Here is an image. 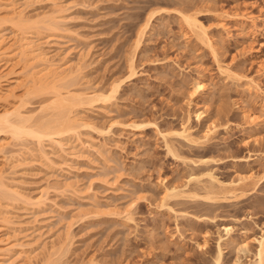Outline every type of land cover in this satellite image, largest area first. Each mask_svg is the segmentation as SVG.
Returning <instances> with one entry per match:
<instances>
[{
	"label": "rangeland",
	"instance_id": "obj_1",
	"mask_svg": "<svg viewBox=\"0 0 264 264\" xmlns=\"http://www.w3.org/2000/svg\"><path fill=\"white\" fill-rule=\"evenodd\" d=\"M7 2L0 15L8 18L1 30L9 45L23 35L33 40L77 71L82 90L108 95L121 83L110 101L77 110L92 125L82 143L62 140L77 151L74 144L63 152L48 141L45 150L33 138H0L15 144L6 156H17L9 163L0 155L6 184L20 193L0 189V246L13 245V260L28 264L19 257L28 251L31 264H215L222 236L220 264H254L264 179L243 188L239 182L252 173L264 178V122L244 117L264 121V0H11L34 28L24 31ZM191 13L208 36L195 35L180 15ZM149 15L152 28L137 50ZM19 61L13 72L23 71ZM68 82L60 84L64 94L72 90ZM25 84L14 85L16 100H0V114L25 105L22 111L42 122L55 111L54 94L31 93ZM137 124L145 127L133 129ZM184 130L190 139L176 134Z\"/></svg>",
	"mask_w": 264,
	"mask_h": 264
},
{
	"label": "bare ground",
	"instance_id": "obj_2",
	"mask_svg": "<svg viewBox=\"0 0 264 264\" xmlns=\"http://www.w3.org/2000/svg\"><path fill=\"white\" fill-rule=\"evenodd\" d=\"M9 1H11V0H0V6H2V7L5 6V2L8 3L7 4L8 6H9V3L12 4L10 9H12V15L15 16V18L12 20V22L14 23L15 19L17 20L18 23H17L16 28L19 30H23V31L26 27L32 28V26L27 25L28 21L25 19L26 18V16L24 15L25 11L24 12H23V10L22 11H19V10L16 11L17 7H15V5H16L15 2L13 3V2H9ZM262 13L264 16V10L262 11ZM191 14H194V15H190V14H187L188 16L186 14H185L186 16L183 14H180V15H182L184 17L183 20H185V22L188 24L189 29H192L194 31V33L198 32V34L195 33V35L198 36L201 33V35L203 34L205 36H208V35H206L207 34V32L205 30L206 28L201 23V21H199L197 19V17H196L197 15H195V13H191ZM1 16L2 15H0V100L1 101L3 100V102L7 103V101L11 100V98H14L15 96H17V95H15L16 90L13 87H14V85L22 84L23 82L26 83L25 85H27V84L29 85L30 89H28V90H30L31 93L32 92L44 93L46 91H50L52 94V92H53L54 95L53 94L52 95L54 96V98H53L52 105H53V103L55 104L54 113H56V114L53 113V114H51L52 116L50 115V117L52 118V120H56V121H49V119L51 120V118L48 117L46 114V116L49 119L46 116H44L43 119H45V120H43V121L45 122V124L41 125V123H44L43 121L41 122L42 119L39 120V118L41 116L39 118H37L38 120L36 121V119H35L36 116H34V114L32 115V114H29L28 112H24V111H28L26 109L24 111H22V108L24 109L25 105L23 107L22 106H20V107L14 106V109L12 111L8 110L7 108H4L5 109L4 112L0 114V138H2L3 136L9 135L13 139L11 141H13V142L15 141L17 143L20 140H22L23 137H24V139H25V137H27V139L33 138V139L37 140V142L39 143V145H41L42 148H43V145L48 141V143L49 142L52 143V145H55L56 147L60 148L59 150H62L63 152L66 150L65 148L68 149V147H70V145L72 147L73 144H74L73 146H75V148H76L77 145H75V143H72V144L70 142L63 143L62 140L63 139L65 140L67 138L76 137L78 140V142L77 141L76 142L80 143L81 139H82V138L80 139L81 134H82L81 132H83L84 129L86 130L92 126V125L90 126V124L88 122H86V120H84V118H82V116L79 115V113H80L79 111L81 110V108H84L86 106L88 107V105L91 106L93 103H98L100 101L102 103L110 101L111 99H113L114 94L116 92H118L117 89L119 88V85L121 83L117 82L114 85V88L112 87L113 91L111 90L112 91L111 94L109 92L110 95L109 94L105 95L102 92L97 93V91L94 92L93 90L89 92L87 89H86V91L82 90V88L80 89L79 87H81V86H79L76 83V81L74 80V79H76L75 77H77V75L75 76V73L77 74V71L65 66L64 63H60V62L56 63L57 61L55 62V60L50 59L48 54L45 51H43V49H41L42 46L40 48V45H38V44L34 45L33 40L30 41L28 39V37H26V36L23 37L24 36L23 35V36H21L22 39L16 45H12V44L9 45V42H7L8 40H6L4 38L5 36L2 35V30H1L4 27V26L2 27V25L4 24V21H5V24L8 23L7 22L8 18H6L7 20H5V17H1ZM230 17L233 19L239 18V20H241V21L249 19L253 23L256 22V18H251L250 16L246 17L243 15H241V16L240 15H235V16L231 15ZM152 18H153V15L147 19L144 26L140 29L139 33H137L138 34V41H137V45H136L137 50H138L139 46L141 45L142 40L147 35L148 29L152 28V27H150ZM9 21H11V20H9ZM240 24H242V23H240ZM45 25L46 24L41 25V26L45 27ZM55 25H57V24H55ZM52 26H53V23L49 24L46 28L48 30L49 29L53 30ZM33 27H36V26H33ZM32 29H34V28H32ZM26 30H28V29L26 28ZM260 30L264 31V21H262ZM23 31H20V32H23ZM26 33H27V31H26ZM7 39H9V38H7ZM11 41H13V40H11ZM210 41H212V40H210ZM135 43H136V41H135ZM209 43H212V42H209ZM18 59L21 60L23 63V71L21 72V70H22L21 69L20 71L13 72V71H15L14 66L15 67L18 66V65H15L13 63H15V61H18ZM21 61H19V62H21ZM11 67H13V68H11ZM136 68L137 67H135V60L133 57V60H131V62L129 64V71H130L131 78H133L137 75V73L135 72ZM220 68H221L222 75H226L228 77V79H231V78L236 79L239 77L238 76L239 74L237 75L236 72L234 73L233 70L231 71L227 67H225V68L220 67ZM235 74L238 77H236ZM239 79H240V77H239ZM67 81H69L68 82L69 83V89L72 87L71 88L72 90L68 89L69 91H67V93L64 94L60 90V87L62 86V85L60 86V84L64 85V83ZM252 82L254 83L253 86L257 85V84L255 85L254 81H252ZM252 82H251V84H252ZM77 85H78V87H77ZM66 86H68V84ZM205 86L206 85H205V82L203 80H198L195 87H196L197 91H202V93H204L205 89H206ZM253 86H251L250 88L252 89ZM258 86H256L257 89H258ZM26 88H28V87H26ZM17 89H18V86H17ZM30 92L27 91V93H30ZM15 100H16V97H15ZM2 108H3V106H2ZM77 110H79V111H77ZM205 113L199 112V114H197L198 119L199 120L203 119L202 117H203V115H205ZM48 114H50V113H48ZM245 116L249 120L248 122L250 124L255 123V125H261L264 122L260 116L256 117V115H254V114H250V113L246 112L244 114V117ZM54 117H55V119H53ZM34 122H37V123H34ZM143 127H145V126H143L141 124L140 125H138V124L132 125V128L136 129V130L142 129ZM227 128H230V127H226V129ZM216 129H217L216 125H215V127H212V128L210 127L205 134V138L210 139V136L213 135V133ZM186 131L187 130H184L183 132H176V134L182 138L190 139L189 138L190 135H188L189 133H187ZM0 141H1V139H0ZM13 144L14 143H12V142H10V143L6 142L4 144L2 142L0 144V155L5 156V157L1 156V158L2 159L6 158V161L9 160V163L11 162L10 159L12 160V159H15L17 157L14 154L6 156V154H8V152L6 153V150L9 147L12 148L11 146H13ZM80 146H81V144H80ZM88 146L91 147V145H88ZM13 147H15V146H13ZM77 147H79V146H77ZM75 148L72 147V149L70 148V150L74 149L75 151H77V148L76 149ZM43 149H45V148H43ZM43 149L40 150V152L42 151V153L45 154L46 151H44ZM3 154H5V155H3ZM19 157H20V155L18 156V158ZM208 160H206L204 158V159H201L200 162H201V164H206V163H208ZM14 161L15 160H12L13 163H14ZM19 163H18V165L20 166ZM3 173L4 172L0 171V189L4 190V192H5L8 188V190L6 192L11 193L12 197L14 195L20 196V193L16 189H14L15 187L13 188V186H12V188H9L8 184H6L7 183V182H5L6 178H4ZM199 177L200 176H198V178L196 177V180L197 179L199 180ZM258 177H262V176L260 175ZM258 177H257V175H255L253 173L249 174V175L242 176L240 178L239 184H241L240 185L241 188L244 187V184L247 185L249 182L251 184L254 183L255 185L259 184V181H261L264 178L263 177L258 178ZM194 180H195V178H194ZM223 185L226 186V184L222 183V185H221L222 188L224 187ZM8 196H10V194ZM40 205H41V203H40ZM224 229L226 230L227 235L231 234V232H232L231 226L226 225V226H224ZM224 240H226V238L221 236L220 242H219V252H218V255L216 257L215 264H220V262H221V256L223 253V251H222L223 247L221 244ZM254 240H255V242H257V252L255 254L256 261L254 264H264V232H263L261 237L256 238ZM0 244L3 245V242L1 240H0ZM248 244L249 243L245 242V244L242 245V247L245 248V247L250 246ZM12 246L11 247L10 246L9 247L8 246H3V247L0 246V264H17L15 262V260H13V258H15V256H13V254H12V250L14 249ZM20 248H22V247H20ZM27 252L28 251H26V252L22 251L19 254V257H22V258L25 257L26 262L28 264H31L33 262L34 256H32V254H30V253L28 255ZM52 255H54V254H52ZM51 258H52V256H51ZM90 264H92V263H90Z\"/></svg>",
	"mask_w": 264,
	"mask_h": 264
}]
</instances>
